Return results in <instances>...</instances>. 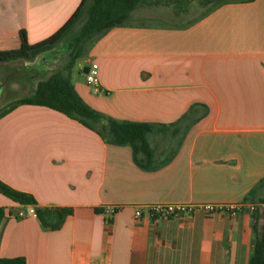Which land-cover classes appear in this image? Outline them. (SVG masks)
<instances>
[{"label": "crops", "instance_id": "crops-1", "mask_svg": "<svg viewBox=\"0 0 264 264\" xmlns=\"http://www.w3.org/2000/svg\"><path fill=\"white\" fill-rule=\"evenodd\" d=\"M81 2L0 0V50L19 48L21 30L30 43L48 38ZM157 15L135 10L125 25L93 39L72 77L89 105L118 120L172 124L196 106L186 132L175 136L176 125L149 135L159 158L175 155L146 169L132 146L107 143L50 107L19 105L0 119V180L32 193L40 206L71 207L73 214L54 230L28 213L30 206L0 198L12 210L0 222V258L249 264L255 217L245 198L264 177V0H232L186 24L140 21ZM92 62L99 65L98 92L85 78ZM167 203L242 209L135 214ZM20 211L27 214L19 217ZM258 224L262 229L264 218Z\"/></svg>", "mask_w": 264, "mask_h": 264}, {"label": "trees", "instance_id": "trees-1", "mask_svg": "<svg viewBox=\"0 0 264 264\" xmlns=\"http://www.w3.org/2000/svg\"><path fill=\"white\" fill-rule=\"evenodd\" d=\"M198 1L202 5H209L214 0ZM229 1L232 0L215 1L214 5L203 12L200 17ZM171 3H175L176 13L180 14L188 10L190 0H82L67 22L46 39L30 43L26 31L21 30V46L15 49L0 50V62L24 61L31 63L41 54L57 48L64 41L68 43L65 51L68 55V62L62 70L40 79L30 96L15 99L0 107V119L22 104L47 106L96 131L107 143L132 146L135 160L143 168H156V164L162 165L172 159L176 151L167 153L164 158L157 156V152L149 140V135L156 130L164 132L165 128L176 125L179 127L174 129L175 136L181 130L186 132L196 120L194 114L196 106H193L172 124L118 120L89 105L76 90L72 77L77 61L87 55L93 39L113 27L125 25L132 13L141 5L154 7ZM0 193L15 203L33 206L37 217L46 228L54 230L61 228L67 216L73 214L71 207L40 206L32 193L18 190L2 180H0ZM245 201L256 206L254 211V249L249 264H264V227L259 229L258 224L260 219L264 218V177L250 190ZM96 210L101 211L99 208ZM9 215H12V210L0 206V222ZM0 264H27V259L24 256L1 257Z\"/></svg>", "mask_w": 264, "mask_h": 264}, {"label": "rangeland", "instance_id": "rangeland-1", "mask_svg": "<svg viewBox=\"0 0 264 264\" xmlns=\"http://www.w3.org/2000/svg\"><path fill=\"white\" fill-rule=\"evenodd\" d=\"M215 1L219 0H214L213 3L209 5H202L198 0H190L188 10L180 14L176 13V6L174 5L175 3L161 5L158 7H148L141 5L136 9V12L140 15L158 14L154 17H148L145 20L140 19V21H147L148 23H170L171 25H180L186 24L192 20L194 21L200 17L203 12L207 11L212 5H214ZM67 46L68 43L66 41L62 42L57 48L41 54V59H37L35 63H27L24 61L0 63L1 79L5 81L6 86H13V89H11V96L6 101V104L15 99L30 95L38 80L47 77L55 71L62 70L63 66L68 62V55L67 52H65ZM79 62H81V60H79ZM24 69L30 72L31 77H21L23 75ZM8 74H10L11 77L15 76V79L12 81L6 80L5 78L8 76ZM164 141V136H162V140L158 141L161 142L158 144L160 145L159 150L162 148V146H164ZM0 198L7 199V197L1 193Z\"/></svg>", "mask_w": 264, "mask_h": 264}, {"label": "built area", "instance_id": "built-area-1", "mask_svg": "<svg viewBox=\"0 0 264 264\" xmlns=\"http://www.w3.org/2000/svg\"><path fill=\"white\" fill-rule=\"evenodd\" d=\"M86 82L91 85L95 91H101L99 86V65L92 62L88 70L85 72ZM251 210L255 211V205L249 204ZM264 207V204H263ZM242 209V204H201L192 205L185 203H167V204H151L145 208H138L135 212L137 217L147 215L152 218H161L167 216H184L192 215L196 211H203L206 214H214L219 211H228L233 215L239 213ZM28 213L37 216L33 206L28 208ZM27 214L25 211H20L19 216L23 217Z\"/></svg>", "mask_w": 264, "mask_h": 264}, {"label": "water", "instance_id": "water-1", "mask_svg": "<svg viewBox=\"0 0 264 264\" xmlns=\"http://www.w3.org/2000/svg\"><path fill=\"white\" fill-rule=\"evenodd\" d=\"M0 63H6V62H0ZM13 86H6L5 81H3L0 77V107L6 104V101L11 96V89Z\"/></svg>", "mask_w": 264, "mask_h": 264}, {"label": "flooded vegetation", "instance_id": "flooded-vegetation-1", "mask_svg": "<svg viewBox=\"0 0 264 264\" xmlns=\"http://www.w3.org/2000/svg\"><path fill=\"white\" fill-rule=\"evenodd\" d=\"M19 76H20V75H19ZM21 77H27V78L31 77V76H30V72L27 71L26 69H24V70H23V75H22ZM11 78H12V79H11ZM5 79L8 80V81H9V80L12 81V80L15 79V76L11 77L10 74H8V76H6Z\"/></svg>", "mask_w": 264, "mask_h": 264}]
</instances>
